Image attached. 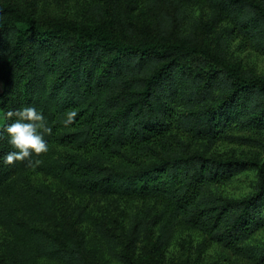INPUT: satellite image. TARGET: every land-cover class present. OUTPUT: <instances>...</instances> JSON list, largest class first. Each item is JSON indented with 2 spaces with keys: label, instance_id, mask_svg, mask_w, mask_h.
Listing matches in <instances>:
<instances>
[{
  "label": "trees",
  "instance_id": "trees-1",
  "mask_svg": "<svg viewBox=\"0 0 264 264\" xmlns=\"http://www.w3.org/2000/svg\"><path fill=\"white\" fill-rule=\"evenodd\" d=\"M88 13L43 16L0 0V155L12 149L9 109L33 104L52 129L48 150L31 158L39 164L0 159V264H96L77 224L93 216L80 204L60 211L65 191L164 198L165 216L152 220L163 235L180 220L264 264V242L252 240L264 226L263 164L208 153L218 140L264 133V74L237 67L213 43L237 33L264 53V0H96ZM70 110L76 118L64 125ZM249 166L251 190H219ZM145 223L135 217L131 236Z\"/></svg>",
  "mask_w": 264,
  "mask_h": 264
},
{
  "label": "rangeland",
  "instance_id": "rangeland-1",
  "mask_svg": "<svg viewBox=\"0 0 264 264\" xmlns=\"http://www.w3.org/2000/svg\"><path fill=\"white\" fill-rule=\"evenodd\" d=\"M20 5L33 4L36 11L43 16L70 17L78 20H90L92 15L88 8L96 0H10ZM196 13L198 6H193ZM225 26L221 23L215 31ZM212 32V34L216 33ZM224 39V38H223ZM213 43L222 49L227 60L241 69L255 74H264V53L257 50L252 43L240 34L226 36L224 40L214 38ZM1 86V83H0ZM2 116L0 114V126ZM249 133V132H247ZM253 134V133H252ZM182 137L192 141L193 147L200 145V139ZM256 139L216 141L208 153L220 157H237L251 159L264 166V133L255 134ZM257 179L256 170L249 166L235 175L231 180L219 184L221 192L241 195L252 189ZM59 210L68 211L80 204L93 219L78 221L80 232L89 256L96 264H254L249 258L240 256L218 241L210 238L205 232L178 220L165 236L161 232L160 221L153 224L154 216L163 218L167 212L166 200L155 197H88L76 192L65 191L58 199ZM66 214V213H65ZM75 216V215H72ZM138 217L146 220V228L138 235L131 236V221ZM94 220L106 226L116 234L111 243L103 238L93 226ZM5 231L0 227L1 243ZM109 240V238H108ZM255 242H264V226L255 232ZM1 256V254H0ZM37 264H64L60 260L41 259Z\"/></svg>",
  "mask_w": 264,
  "mask_h": 264
},
{
  "label": "clouds",
  "instance_id": "clouds-1",
  "mask_svg": "<svg viewBox=\"0 0 264 264\" xmlns=\"http://www.w3.org/2000/svg\"><path fill=\"white\" fill-rule=\"evenodd\" d=\"M76 115L75 110L67 111L65 114L66 118H63L61 122L64 125H70ZM7 116L16 117V119L4 126L7 133V141L12 146V149L0 155V159L6 164H11L17 160L29 158V163H32L33 166L39 164V159L33 160L31 158L33 153L39 154L48 150L49 145L45 138V133L52 131L46 122L43 111L33 104H28L20 108L9 109Z\"/></svg>",
  "mask_w": 264,
  "mask_h": 264
}]
</instances>
